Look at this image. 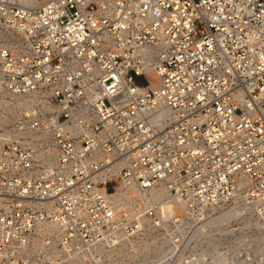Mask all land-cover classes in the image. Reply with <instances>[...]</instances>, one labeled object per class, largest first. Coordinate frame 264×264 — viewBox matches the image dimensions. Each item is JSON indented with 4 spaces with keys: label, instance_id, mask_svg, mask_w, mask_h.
I'll use <instances>...</instances> for the list:
<instances>
[{
    "label": "built area",
    "instance_id": "2783aa9c",
    "mask_svg": "<svg viewBox=\"0 0 264 264\" xmlns=\"http://www.w3.org/2000/svg\"><path fill=\"white\" fill-rule=\"evenodd\" d=\"M253 241L264 0H0V264H262Z\"/></svg>",
    "mask_w": 264,
    "mask_h": 264
},
{
    "label": "bare ground",
    "instance_id": "6f19581e",
    "mask_svg": "<svg viewBox=\"0 0 264 264\" xmlns=\"http://www.w3.org/2000/svg\"><path fill=\"white\" fill-rule=\"evenodd\" d=\"M151 197L155 200H162V204L165 207V209H172V208H182L183 203L177 199L169 200L166 199V191L163 187H159L152 190ZM247 212V206L244 205L241 202H238L237 204L233 205L231 208H229L226 211H223L214 221H212V224H220L223 226L224 224H232L235 221H238L245 216ZM241 214L237 219H234L236 216ZM234 219V220H231ZM231 220L230 222H228ZM228 222V223H225ZM222 223V224H221ZM258 223V222H257ZM259 224V223H258ZM230 226V225H228ZM229 228V227H227Z\"/></svg>",
    "mask_w": 264,
    "mask_h": 264
},
{
    "label": "rangeland",
    "instance_id": "374dc122",
    "mask_svg": "<svg viewBox=\"0 0 264 264\" xmlns=\"http://www.w3.org/2000/svg\"><path fill=\"white\" fill-rule=\"evenodd\" d=\"M241 214H239L238 216H236L234 219H237L239 216H240ZM234 219H231V220H234ZM231 220H229L228 222H230ZM228 222H225V223H228ZM237 222V221H236ZM234 223V222H233ZM232 223V224H233ZM241 223V222H240ZM251 224L252 223H250V221H248V220H246V221H243V227L242 228H244V227H248V226H251ZM237 225V224H236ZM255 225L257 226V227H259V224L257 223V222H255ZM259 241H253L251 244H249L248 246H246V248L244 249V251H245V254L246 253H249L250 255H254L256 252H254V249H255V247H261V253H262V258H263V260H264V244H260V243H258ZM256 244H258V245H256ZM262 264H264V263H262Z\"/></svg>",
    "mask_w": 264,
    "mask_h": 264
}]
</instances>
